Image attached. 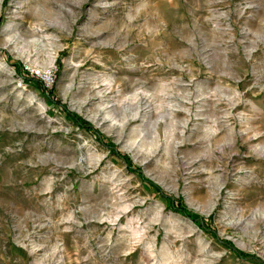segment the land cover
Returning a JSON list of instances; mask_svg holds the SVG:
<instances>
[{
  "label": "rangeland",
  "instance_id": "obj_1",
  "mask_svg": "<svg viewBox=\"0 0 264 264\" xmlns=\"http://www.w3.org/2000/svg\"><path fill=\"white\" fill-rule=\"evenodd\" d=\"M0 264H264V0H0Z\"/></svg>",
  "mask_w": 264,
  "mask_h": 264
},
{
  "label": "trees",
  "instance_id": "obj_2",
  "mask_svg": "<svg viewBox=\"0 0 264 264\" xmlns=\"http://www.w3.org/2000/svg\"><path fill=\"white\" fill-rule=\"evenodd\" d=\"M9 63L16 69L17 73L24 79V81L29 83L37 84L38 88L43 92L45 100L52 102L55 108H58L60 112L68 116L74 124L78 127L86 130L88 133H91L95 139L105 146L110 154L116 155L119 157L127 166L128 170L132 173L138 175V177L145 183H147L158 195H160L167 203V208L171 209L174 212H177L184 217L192 219L197 226H199L205 232L216 236L219 240L227 247L231 248L232 251L242 257L248 258L239 248H236L230 240L221 239L217 230L212 227V215L209 217L201 216L190 210L185 204L181 197H176L173 194L165 192L156 182L149 179L143 172L142 168L136 164L131 156L125 151L121 150L119 145L113 142L110 138L106 137L91 121L83 117L78 112L71 110L66 104L62 102L55 94V84L48 85L44 82L43 79L32 74L30 71L24 68L23 64L19 60H15L11 55H7ZM56 81V80H55ZM54 81V82H55Z\"/></svg>",
  "mask_w": 264,
  "mask_h": 264
},
{
  "label": "built area",
  "instance_id": "obj_3",
  "mask_svg": "<svg viewBox=\"0 0 264 264\" xmlns=\"http://www.w3.org/2000/svg\"><path fill=\"white\" fill-rule=\"evenodd\" d=\"M45 79H47V84H48V82H50V81H51V79H52V76L47 78V76L45 75Z\"/></svg>",
  "mask_w": 264,
  "mask_h": 264
},
{
  "label": "bare ground",
  "instance_id": "obj_4",
  "mask_svg": "<svg viewBox=\"0 0 264 264\" xmlns=\"http://www.w3.org/2000/svg\"><path fill=\"white\" fill-rule=\"evenodd\" d=\"M46 76H47V78H48V77H51V75H50V74H47Z\"/></svg>",
  "mask_w": 264,
  "mask_h": 264
}]
</instances>
